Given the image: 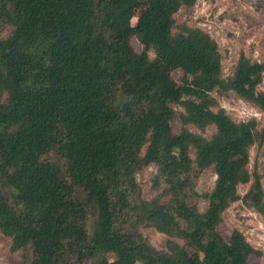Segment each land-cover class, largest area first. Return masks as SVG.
I'll list each match as a JSON object with an SVG mask.
<instances>
[{
	"label": "trees",
	"instance_id": "trees-1",
	"mask_svg": "<svg viewBox=\"0 0 264 264\" xmlns=\"http://www.w3.org/2000/svg\"><path fill=\"white\" fill-rule=\"evenodd\" d=\"M197 1L0 0V231L24 255L18 264L263 256L241 230L225 239L219 226L237 201L264 222L263 174L250 166L264 126L236 121L213 92L232 91L264 113V62L242 53L225 76L217 40L175 20ZM152 164L160 190L145 198L137 175ZM208 168L214 187L199 193ZM147 227L167 236L163 247Z\"/></svg>",
	"mask_w": 264,
	"mask_h": 264
},
{
	"label": "rangeland",
	"instance_id": "rangeland-1",
	"mask_svg": "<svg viewBox=\"0 0 264 264\" xmlns=\"http://www.w3.org/2000/svg\"><path fill=\"white\" fill-rule=\"evenodd\" d=\"M178 25L188 24L199 27L210 33L218 42L223 55V71L225 76L231 75L240 55L244 53L252 61L264 62V0H198L193 8H181L175 15ZM136 22V18L132 20ZM11 31L6 30V35ZM132 45L137 52L143 50V46L135 39ZM173 79L180 83L183 77L182 70L172 73ZM259 89L264 92L263 81ZM214 97L220 106L226 109L229 115L236 121L256 118L260 127L264 126V113L251 102L244 100L234 92L215 90ZM176 110L173 118L175 132L181 129L179 113ZM191 129L198 131L191 126ZM215 128L210 127L207 134H211ZM251 169L258 167L263 174L264 186V141L251 148ZM157 173V167L152 164L144 168L137 175L138 183L145 198L156 196L160 189L154 186L153 178ZM216 176L212 168L206 169L199 177L197 190L199 193L212 190ZM250 185H241L239 193L243 196ZM207 204L199 201V207L205 210ZM235 229L241 230L257 249L264 253V222L261 215L242 201L233 203L225 212L223 221L219 226L222 236L229 239ZM149 241L156 247H163L167 236L156 231L152 227L143 229ZM11 239L0 231V264H18L22 261L21 252H11ZM112 258L111 255H108ZM84 264H91L86 261ZM248 264H264L263 256L252 255Z\"/></svg>",
	"mask_w": 264,
	"mask_h": 264
}]
</instances>
